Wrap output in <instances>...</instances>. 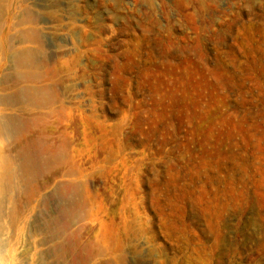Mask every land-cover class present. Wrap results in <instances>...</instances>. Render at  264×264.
<instances>
[{
  "label": "rangeland",
  "instance_id": "rangeland-1",
  "mask_svg": "<svg viewBox=\"0 0 264 264\" xmlns=\"http://www.w3.org/2000/svg\"><path fill=\"white\" fill-rule=\"evenodd\" d=\"M0 179V264H264V0H0Z\"/></svg>",
  "mask_w": 264,
  "mask_h": 264
},
{
  "label": "bare ground",
  "instance_id": "bare-ground-1",
  "mask_svg": "<svg viewBox=\"0 0 264 264\" xmlns=\"http://www.w3.org/2000/svg\"><path fill=\"white\" fill-rule=\"evenodd\" d=\"M30 35H32V37L36 36V32L33 30ZM34 39H37V37H35ZM32 56L29 53H22L21 57H17L16 59V64L18 67L21 66H25L26 64H31L32 63ZM24 95L26 97H29L30 99H35V101H38L39 103H45L46 100L45 99H36L35 95L32 93V91L28 88H26L24 90ZM34 95V96H33ZM34 163V161H33ZM11 176H14L13 173L10 174ZM16 188L13 180L8 179V180H4L2 181V179H0V235L4 232V230L6 229V222H4V217H8V222H11L12 219V215L13 213H15V211L13 209H9V211L6 210V200H7V191H12ZM77 191V188H73L70 189L69 187L67 188L65 185H62L59 187V192L61 194L62 199H64V203H65V208L63 209L62 213L60 215L57 216H51L50 217V224L49 226L47 225V227L49 228H54V227H64L65 225V219L68 218L70 216V209L75 206V192ZM12 194V193H11ZM12 197V196H11ZM10 206V205H9ZM48 223V222H47ZM10 231V229H9ZM4 237V236H3ZM61 264H63L61 262Z\"/></svg>",
  "mask_w": 264,
  "mask_h": 264
}]
</instances>
